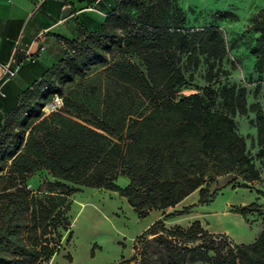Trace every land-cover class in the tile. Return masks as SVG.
I'll return each instance as SVG.
<instances>
[{
    "label": "trees",
    "instance_id": "obj_1",
    "mask_svg": "<svg viewBox=\"0 0 264 264\" xmlns=\"http://www.w3.org/2000/svg\"><path fill=\"white\" fill-rule=\"evenodd\" d=\"M112 1L98 28L78 26L73 39L57 36L51 68L36 62L20 68L27 86L14 104L0 96L7 105L0 123V264H39L49 257L46 241L30 245L23 232L47 233L45 223L77 190L69 184L116 191L140 216L199 191L196 204L164 214L135 237L138 261L107 264H264V223L249 244H233L199 221L187 228L164 225L211 201L219 176L232 175L230 183L259 177L232 121L236 114L254 113L253 144L264 169L260 103L248 104L243 93L220 80L216 91L206 86L176 98L186 82L179 55H186L188 69L203 56L205 80L211 82L227 73L218 62L227 53L225 38L215 28L186 27L184 13L167 0ZM251 29L258 33L250 47L254 68L264 73V7ZM54 96L62 105L45 112ZM41 170L53 180L38 189L43 195H32L28 179ZM119 176L128 179L125 186L115 182ZM259 209L253 201L231 212L245 219Z\"/></svg>",
    "mask_w": 264,
    "mask_h": 264
},
{
    "label": "rangeland",
    "instance_id": "obj_2",
    "mask_svg": "<svg viewBox=\"0 0 264 264\" xmlns=\"http://www.w3.org/2000/svg\"><path fill=\"white\" fill-rule=\"evenodd\" d=\"M167 1L173 8L184 13L186 27L215 28L220 31L228 45L227 53L220 55L218 59L220 66L227 73L211 82L205 80L207 65L202 59L203 56L196 68L188 69L186 55H179L178 66L184 73L186 82L179 88L176 98L202 93L200 88L206 86L216 91L220 80L243 93L248 104L258 102L264 107V73H259L254 68L255 57L250 53V47L258 37L251 25L257 11L264 7V0ZM134 60L140 63L137 59ZM55 62L51 60L47 67L51 68ZM217 108L218 105L213 106V109ZM44 111L46 112V109ZM231 118L244 140L245 150L260 171L259 177L247 183L239 179L228 182L232 175L217 180L211 189L217 188L218 191L211 201L195 205L188 214L166 219V228H187L192 222L199 221L201 226L204 225V229L224 234L233 244L252 243L258 235L264 223V169L256 158L258 146L253 144L256 129L251 120L254 113L249 111L245 115L236 114ZM52 180L44 170L35 172L28 179L31 194L43 195L38 189L46 188L45 182ZM115 182L119 186H125L128 179L119 176ZM69 185L77 187V190L69 194L60 208H57L59 210L55 218L45 223L47 233L40 237L41 228L36 232H23L24 239L30 245L38 240L49 244L51 254L47 258L43 257L39 264H107L128 258L138 261L139 255L133 247L135 237L152 222L163 217L165 210L153 209L140 216L127 202L126 197L116 191L104 187ZM198 198V190L190 193L186 196V206L196 204ZM253 201L260 204V209L248 213L245 219L240 214L231 212L234 207ZM183 207L185 206L179 204L166 211L170 213ZM30 219L28 215V227ZM187 264L208 263L197 261Z\"/></svg>",
    "mask_w": 264,
    "mask_h": 264
},
{
    "label": "crops",
    "instance_id": "obj_3",
    "mask_svg": "<svg viewBox=\"0 0 264 264\" xmlns=\"http://www.w3.org/2000/svg\"><path fill=\"white\" fill-rule=\"evenodd\" d=\"M112 5V0H0V62H6L12 56L23 58L25 50H29L36 57V63L32 65L47 66L56 59L57 36L73 39L78 26L87 30L98 28ZM59 42L63 43V40ZM28 63L30 61L25 60L20 68L28 66ZM0 86L6 101L14 104L19 90L24 89L27 83L18 71L7 82L0 80ZM6 108L0 97V123ZM226 176L230 174L219 176L217 180ZM185 201L186 197L174 207L179 204L186 206ZM166 210L168 208L165 209L167 213Z\"/></svg>",
    "mask_w": 264,
    "mask_h": 264
},
{
    "label": "built area",
    "instance_id": "obj_4",
    "mask_svg": "<svg viewBox=\"0 0 264 264\" xmlns=\"http://www.w3.org/2000/svg\"><path fill=\"white\" fill-rule=\"evenodd\" d=\"M25 60L34 62L36 60V57L29 53V50H25V55L23 58H17L15 56H12L8 61L0 62V80L5 83L8 80L12 79L14 76H16ZM0 96L5 97V93L2 90L1 86ZM61 105L62 99L58 96H54L53 100L49 102L44 109H46V112H50L59 108Z\"/></svg>",
    "mask_w": 264,
    "mask_h": 264
}]
</instances>
